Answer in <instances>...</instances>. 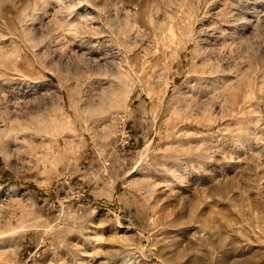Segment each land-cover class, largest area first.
<instances>
[{
    "label": "rangeland",
    "instance_id": "1",
    "mask_svg": "<svg viewBox=\"0 0 264 264\" xmlns=\"http://www.w3.org/2000/svg\"><path fill=\"white\" fill-rule=\"evenodd\" d=\"M0 264H264V0H0Z\"/></svg>",
    "mask_w": 264,
    "mask_h": 264
}]
</instances>
